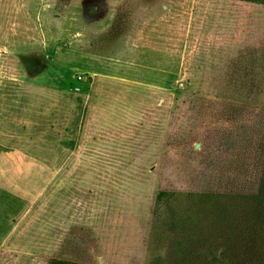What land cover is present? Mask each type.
Segmentation results:
<instances>
[{
    "label": "rangeland",
    "instance_id": "obj_1",
    "mask_svg": "<svg viewBox=\"0 0 264 264\" xmlns=\"http://www.w3.org/2000/svg\"><path fill=\"white\" fill-rule=\"evenodd\" d=\"M263 181L264 4L0 0V264H264Z\"/></svg>",
    "mask_w": 264,
    "mask_h": 264
},
{
    "label": "trees",
    "instance_id": "obj_2",
    "mask_svg": "<svg viewBox=\"0 0 264 264\" xmlns=\"http://www.w3.org/2000/svg\"><path fill=\"white\" fill-rule=\"evenodd\" d=\"M237 1H243V2H249V3H260V4H264V0H237ZM180 196L179 193H169V192H160L158 197H157V201L158 203H162L163 201L169 199L170 197H177ZM214 196V197H212ZM211 197L208 196L209 198L212 199H218V198H223V197H218L215 195H212ZM255 203L257 204V209L259 210H263L264 212V181H263V185L260 188V191L258 193V195H255L253 197ZM215 255V254H213ZM51 264H78V263H69V262H65V261H61V260H53Z\"/></svg>",
    "mask_w": 264,
    "mask_h": 264
}]
</instances>
